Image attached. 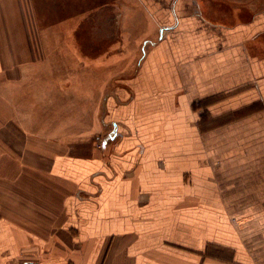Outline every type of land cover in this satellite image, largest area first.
Returning a JSON list of instances; mask_svg holds the SVG:
<instances>
[{
	"label": "crops",
	"instance_id": "0c3cea01",
	"mask_svg": "<svg viewBox=\"0 0 264 264\" xmlns=\"http://www.w3.org/2000/svg\"><path fill=\"white\" fill-rule=\"evenodd\" d=\"M13 2L0 0V264H264V0H139L157 40L106 103L107 142L84 153L22 110L44 70Z\"/></svg>",
	"mask_w": 264,
	"mask_h": 264
},
{
	"label": "rangeland",
	"instance_id": "374dc122",
	"mask_svg": "<svg viewBox=\"0 0 264 264\" xmlns=\"http://www.w3.org/2000/svg\"><path fill=\"white\" fill-rule=\"evenodd\" d=\"M13 11L15 19L27 16L26 37L44 70L30 79L37 89L44 84L39 94L30 92L40 100L22 109L29 110L30 127L42 130L44 124L52 134L59 129L61 140L74 141L78 153L92 144L101 148L111 126L106 103L125 97L129 88L124 86L132 83L150 47L146 43L157 40L158 29L143 16L139 0H14ZM41 99L54 100L55 106L37 108ZM38 115L45 123L36 124ZM12 195H22L21 189L14 188Z\"/></svg>",
	"mask_w": 264,
	"mask_h": 264
},
{
	"label": "trees",
	"instance_id": "16d2710c",
	"mask_svg": "<svg viewBox=\"0 0 264 264\" xmlns=\"http://www.w3.org/2000/svg\"><path fill=\"white\" fill-rule=\"evenodd\" d=\"M257 105H258V103L254 104V105H252V106H254L253 108H255ZM251 108H252V107H251Z\"/></svg>",
	"mask_w": 264,
	"mask_h": 264
}]
</instances>
